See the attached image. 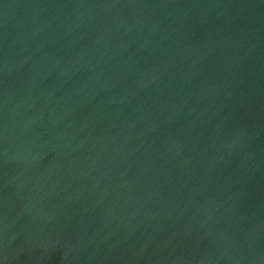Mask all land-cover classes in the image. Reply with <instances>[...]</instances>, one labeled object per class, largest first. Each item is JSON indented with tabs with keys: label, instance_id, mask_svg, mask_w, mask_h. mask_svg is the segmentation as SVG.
<instances>
[{
	"label": "water",
	"instance_id": "water-1",
	"mask_svg": "<svg viewBox=\"0 0 264 264\" xmlns=\"http://www.w3.org/2000/svg\"><path fill=\"white\" fill-rule=\"evenodd\" d=\"M64 227L58 264H264V0H0V264Z\"/></svg>",
	"mask_w": 264,
	"mask_h": 264
},
{
	"label": "rangeland",
	"instance_id": "rangeland-1",
	"mask_svg": "<svg viewBox=\"0 0 264 264\" xmlns=\"http://www.w3.org/2000/svg\"><path fill=\"white\" fill-rule=\"evenodd\" d=\"M59 211V210H57ZM61 218L60 213L55 212L53 219ZM67 230V227H64L62 231L59 232L57 235L58 239L61 240L57 241L53 244L52 250L47 248V243L45 241L42 242L41 248L44 252H41L40 249H34L27 255V257H22L20 260L15 262L16 264H58V263H65L73 257H77L83 255L85 253L86 246L88 243L86 241H81L73 237L70 232ZM43 239V238H42ZM64 239V240H63ZM45 240V238L43 239ZM60 244L59 248L57 246ZM67 244V246H65ZM66 249L67 251H65ZM51 253H50V251ZM65 253H64V251ZM52 259V260H50Z\"/></svg>",
	"mask_w": 264,
	"mask_h": 264
}]
</instances>
